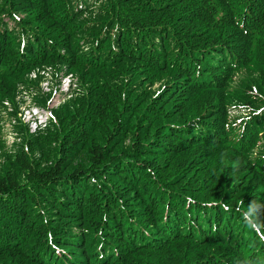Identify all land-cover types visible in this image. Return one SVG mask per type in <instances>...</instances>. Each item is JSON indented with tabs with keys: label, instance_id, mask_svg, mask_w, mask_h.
<instances>
[{
	"label": "trees",
	"instance_id": "obj_1",
	"mask_svg": "<svg viewBox=\"0 0 264 264\" xmlns=\"http://www.w3.org/2000/svg\"><path fill=\"white\" fill-rule=\"evenodd\" d=\"M43 65L58 68L51 92L31 87L35 104L62 72L78 89L41 130L17 117L0 162V264H264V98L239 129L221 121L257 101L248 79L264 90V0H0V103ZM99 89L134 105L119 142L86 119ZM247 142L258 152L241 159ZM214 157L241 164L223 193L206 184ZM168 159L182 164L164 176Z\"/></svg>",
	"mask_w": 264,
	"mask_h": 264
},
{
	"label": "rangeland",
	"instance_id": "obj_2",
	"mask_svg": "<svg viewBox=\"0 0 264 264\" xmlns=\"http://www.w3.org/2000/svg\"><path fill=\"white\" fill-rule=\"evenodd\" d=\"M85 12V8L79 7ZM89 22L96 23L93 24L94 26H97L99 24V20L92 19ZM154 68V64H152ZM58 66L53 65H43L40 66L37 70H28L27 78L24 77V73L22 74L21 78L26 80L25 83H19L16 87L14 97L13 99H4L2 101V104L0 103V162L2 161L3 154L5 151H9L12 147L13 143L15 141H18V135L17 130L15 129V124L17 123V117L21 116V118H25L27 116L26 110L21 115V110L27 106V105H38L35 104L33 101V97L36 94V98H39V95H43L39 91H35L34 88H31L34 86L36 89H39L41 92H44V94H47L53 90L52 83H54V73L57 70ZM17 72V71H16ZM15 72V74H16ZM20 72L18 70L17 74L20 76ZM64 74H67L65 72H62L60 74V77ZM255 74H258V71L255 72ZM73 78V85L68 86L66 84L67 81L63 80L60 81L61 83H64L65 85V91L59 92V86L54 95L51 99H43L41 103L45 100L46 109H52L55 107H58L61 105L65 100L71 99L76 95L77 92V76H75L73 73H71ZM146 75V78H142L144 80H148L145 84H143V87H146L149 90H154L156 85L158 84L157 81H154L152 79V74L149 71H143L142 70V76ZM243 85L247 87L253 88L257 96L254 98H251L252 101H256L249 106L245 104L244 101L238 103L235 107L227 109V114L235 116L232 120L224 121L226 127L232 126L235 129H239L242 124H245V119H247V116L249 113H246L245 110H248L251 114H253L256 111V107H262L263 106V100L261 97L264 98V90L260 88L259 84L257 82L250 78L248 79ZM46 88V90H44ZM89 97L92 99L97 100L101 104H97L98 107L94 110L93 114L95 115L96 119L92 117V114L87 116V120H91L92 123V130H94L97 126L106 127L107 124H113L114 129L110 133V137L112 139H116V141L119 142V138L125 137L123 127H124V121H126L128 118L132 116V111L134 109V105L131 104V98L126 99V104L120 109L119 102L115 95L111 97L110 93H104L103 90H93L90 92ZM237 98L243 99L244 96L240 93L237 95ZM49 101V102H48ZM245 101H248L245 100ZM259 109L258 111H260ZM16 111V115L14 116V112ZM51 111V110H50ZM19 118V117H18ZM22 118V120H23ZM249 118V117H248ZM49 119L45 123V125L38 127L35 131L41 130L46 127ZM222 130H225L224 127L220 126ZM109 135V134H108ZM253 136V133H252ZM104 138H107V135L104 136ZM111 139V140H112ZM128 139L125 140L126 145L128 144ZM258 148L261 149V151L264 152V138L262 134H259L258 140ZM219 142H209L207 143L208 147L210 148V153L214 150H218ZM225 145V144H224ZM126 147V146H125ZM243 152L240 154L243 159V157H250L252 153H257L258 149L256 147H250L248 146V142L243 144L242 146ZM229 157V155H227ZM215 160L213 163H211V171L208 169L206 162L204 160V168L207 170L208 175L211 176L212 181L207 184V187H210L211 184H214L213 189L219 193H223L225 188L227 187V181L230 177V175H234L235 171H237L240 168L241 164H232L228 166L229 164H226L223 162V159L220 157H214ZM259 160V157H258ZM257 159H254L253 157L250 158V161L248 162L249 169L254 170V176L258 175V177L261 176V168L259 167L260 162ZM255 161L256 163L252 164V162ZM182 164V162H175L170 163V160L168 159L165 165H162L163 168H165L164 172H161L166 176V173L168 170H170L172 167ZM184 164V163H183ZM212 172V174H211ZM237 178H232V182H236ZM256 178H254L255 180ZM237 183L235 184V188L237 187ZM115 187V186H114ZM120 188V187H119ZM117 190V188H115ZM210 192V191H209ZM245 193V187L239 186V188L236 191V195L239 196L241 194ZM102 196L100 197V199ZM86 217V216H85ZM86 219V218H85ZM84 219V220H85ZM75 222V221H74Z\"/></svg>",
	"mask_w": 264,
	"mask_h": 264
},
{
	"label": "built area",
	"instance_id": "obj_3",
	"mask_svg": "<svg viewBox=\"0 0 264 264\" xmlns=\"http://www.w3.org/2000/svg\"><path fill=\"white\" fill-rule=\"evenodd\" d=\"M67 81L66 84L68 86L73 85V78L71 74L66 75L62 78V81ZM46 90V88L44 89ZM61 91H65L64 83H61ZM27 116L26 119L23 118L24 121L28 122L30 130L35 131L38 127L45 125L49 111L44 108H25Z\"/></svg>",
	"mask_w": 264,
	"mask_h": 264
}]
</instances>
